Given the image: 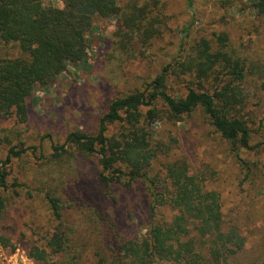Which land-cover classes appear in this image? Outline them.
Returning <instances> with one entry per match:
<instances>
[{
  "label": "trees",
  "instance_id": "16d2710c",
  "mask_svg": "<svg viewBox=\"0 0 264 264\" xmlns=\"http://www.w3.org/2000/svg\"><path fill=\"white\" fill-rule=\"evenodd\" d=\"M63 1V7H56L45 5L44 0H0V54L10 49L18 52L15 57H0V116L26 121L27 98L37 86L54 82L70 64L80 61L97 16L118 17L128 30H140L145 40H152L160 31L159 0ZM250 1L257 16L264 19V0ZM260 29L263 34L255 40L260 45L258 55L239 53L223 34L212 40L199 38L181 73H173L172 81L182 77L186 83L184 96L168 90L172 72L179 66L169 63L143 89L113 98L97 134L69 133L67 141L73 152L65 144L52 145L58 158L56 172L69 163L64 153L73 157L99 154L97 178L106 198L135 184L145 189L150 222L143 237L125 240L121 226L107 212L70 221L66 212L72 204L65 201L79 207L82 202L71 191L65 194L63 180L53 182V175L51 182L43 183L55 223L47 246L32 247L29 256L43 264H58L49 261L57 254L68 264H77L83 251L93 250L106 264L104 254L110 250L116 264H152L161 255L174 264H264V253L246 261V237L236 226H225L220 194L206 189L204 178L190 173L186 161L167 164L164 179L151 174L158 151L164 147L152 142L146 130L158 119L159 104L175 119L201 109L216 132L237 149V155L240 148L264 152V26ZM248 81L256 84L257 92L245 90ZM119 122L124 124L123 131L107 135L110 124ZM2 145L0 134V186L17 193L19 183L10 185L7 165L37 147L12 145L3 158ZM5 201L1 196L0 210L7 205ZM164 208L173 211L170 219L161 213ZM0 240L5 247L12 246L6 236L1 235Z\"/></svg>",
  "mask_w": 264,
  "mask_h": 264
},
{
  "label": "rangeland",
  "instance_id": "374dc122",
  "mask_svg": "<svg viewBox=\"0 0 264 264\" xmlns=\"http://www.w3.org/2000/svg\"><path fill=\"white\" fill-rule=\"evenodd\" d=\"M159 1L162 20L160 31L152 40H145L140 30L125 28L118 17L97 16L80 61L70 64L54 82L37 86L27 98L26 121L0 116L3 158L12 145L37 147L35 151L29 149L14 157L7 165L10 185L19 183L17 193L0 186V197L7 201L6 208L0 210V236H6L12 244L5 247L0 240V264H43L30 257L29 250L47 246L48 233L55 223L45 200L43 183V180L51 182L53 175V182L63 180L65 194L71 191L82 202L79 207L75 202L64 200L65 204H72L66 212L70 221L76 223L82 217L95 216L92 214L96 212H107L121 226L125 240L143 237L150 222L145 189L135 184L132 188H120L114 196L106 198L97 178L99 154L84 157L77 153L73 157L64 153L69 163L56 172L54 165L58 158L52 145L65 144L73 152L67 141L69 133L79 130L97 134L100 119L113 98L143 89L169 63L179 66L172 72L168 90L173 95L184 96L186 83L180 80L182 77L172 81L173 73H181L193 43L201 37L212 40L223 34L239 53L259 54L260 49L256 47L260 45L255 40L263 34L260 28L264 26V19L257 16L252 1L192 0V4L189 0ZM44 3L64 6L63 0H44ZM17 55L16 49H10L3 50L0 57ZM244 87L250 94L257 92L254 82H245ZM158 107V119L146 130L150 131L151 141L164 149L158 151L151 174L164 179L167 164L186 161L190 173L204 178L206 189L220 194L225 226H236L246 237V261L262 256L264 152L240 148L237 155V149L216 132L201 109L175 119L162 104ZM252 107L250 101V110ZM123 129V122L111 123L106 134L117 135ZM161 213L167 219L173 216L169 208L162 209ZM104 255L106 264H116L110 250ZM53 260L68 264L62 255H51L49 261ZM99 260L93 250H85L77 264H102ZM152 264L174 262L161 255Z\"/></svg>",
  "mask_w": 264,
  "mask_h": 264
}]
</instances>
